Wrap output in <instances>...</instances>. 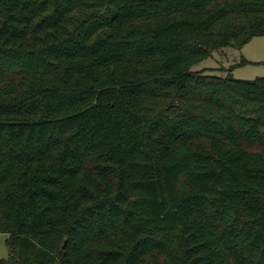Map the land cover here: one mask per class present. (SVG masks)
<instances>
[{
    "label": "trees",
    "instance_id": "1",
    "mask_svg": "<svg viewBox=\"0 0 264 264\" xmlns=\"http://www.w3.org/2000/svg\"><path fill=\"white\" fill-rule=\"evenodd\" d=\"M263 35L264 0H0V264H264V77L193 69Z\"/></svg>",
    "mask_w": 264,
    "mask_h": 264
},
{
    "label": "rangeland",
    "instance_id": "2",
    "mask_svg": "<svg viewBox=\"0 0 264 264\" xmlns=\"http://www.w3.org/2000/svg\"><path fill=\"white\" fill-rule=\"evenodd\" d=\"M193 69H207L208 74L218 76L233 74L238 79L264 77V35L254 37L241 47L227 46L218 49L211 57L194 66ZM8 238V234L0 233V259L10 257ZM66 241L62 240V250L66 247ZM171 247L177 252L180 248L179 241L174 239Z\"/></svg>",
    "mask_w": 264,
    "mask_h": 264
}]
</instances>
